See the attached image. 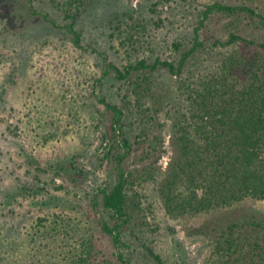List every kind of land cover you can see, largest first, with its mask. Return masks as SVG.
I'll return each instance as SVG.
<instances>
[{
  "label": "rangeland",
  "instance_id": "rangeland-1",
  "mask_svg": "<svg viewBox=\"0 0 264 264\" xmlns=\"http://www.w3.org/2000/svg\"><path fill=\"white\" fill-rule=\"evenodd\" d=\"M212 2L246 5L264 15V0H0V253L7 261L27 257L36 235L48 228L67 230L74 236L66 237L70 245L80 240L77 235H89L104 254L112 251L96 217L99 188L113 181V159L104 155L113 148L123 152L114 144L116 134L130 145L121 163L130 215L122 249L133 264H157L142 244L163 264H201L216 227L264 218V200L252 198L168 214L157 190L177 155L173 121L181 82L233 48L264 55V25L257 17L212 11L198 26ZM29 5L58 24L66 21V9L78 11L79 46ZM229 33L245 41L211 44ZM195 34L203 46L179 76L162 68L134 71L124 80L103 73L104 62L118 68L139 59L176 63ZM99 97L123 112L115 135Z\"/></svg>",
  "mask_w": 264,
  "mask_h": 264
},
{
  "label": "trees",
  "instance_id": "trees-1",
  "mask_svg": "<svg viewBox=\"0 0 264 264\" xmlns=\"http://www.w3.org/2000/svg\"><path fill=\"white\" fill-rule=\"evenodd\" d=\"M74 7L77 10L79 4ZM29 11L53 27H63L71 34L74 46H79L80 35L74 28L78 11L66 9L62 24L31 5ZM212 11L246 13L264 25V15L249 6L212 2L201 12L198 26ZM197 37L195 34L176 63L158 58L147 63L139 59L118 68L104 62L103 73L111 71L115 79L124 80L134 71L162 68L179 76L188 58L203 46ZM239 40L244 39L229 33L227 40L215 38L211 44L224 47ZM259 47L264 48V43H259ZM180 96L181 107L173 121L177 155L169 174L157 186L165 212L173 215L206 211L245 198L264 200V55H249L233 48L206 71L190 73L181 82ZM97 100L109 111L111 132L115 135L120 130L122 110L102 97ZM115 136L120 138L114 144L116 148L123 147V152L119 154L111 146L114 153L107 149L104 155L113 159V181L99 188L100 212L96 217L112 251L104 254L89 235L76 234L80 240L70 245L66 237L72 234L67 230L48 228L36 235L34 250L27 257L7 261L2 251L0 264H133L122 249L128 246L124 231L130 215L126 208L127 177L121 163L130 145L121 134ZM213 231L201 264H264V218L236 219ZM142 245L150 258L163 264L157 253Z\"/></svg>",
  "mask_w": 264,
  "mask_h": 264
}]
</instances>
